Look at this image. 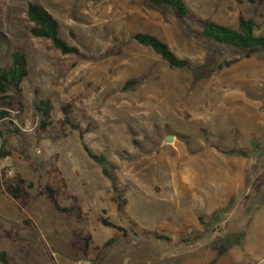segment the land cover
<instances>
[{"label":"rangeland","instance_id":"374dc122","mask_svg":"<svg viewBox=\"0 0 264 264\" xmlns=\"http://www.w3.org/2000/svg\"><path fill=\"white\" fill-rule=\"evenodd\" d=\"M30 3L53 16L79 56L64 57L30 35ZM185 3L197 18L231 29L244 18L264 30V4L256 0ZM200 30L170 10L128 0H0L1 67L20 52L29 69L24 112L13 115L21 134L4 135L11 156L0 161V251L14 264H264V54L246 58L203 40L194 33ZM136 34L157 37L207 72L170 69L133 40ZM227 62L236 63L217 70ZM130 81L139 84L123 93ZM37 101L53 107L46 132L33 115ZM65 105L73 122L91 131L83 143L115 167L123 211L79 132L61 124ZM55 157L66 184L58 204L79 206L84 219L58 213L40 196ZM18 177L33 185L23 207L5 192ZM232 200L223 222L200 224ZM101 217L126 233L104 227ZM76 235L92 238L86 256Z\"/></svg>","mask_w":264,"mask_h":264},{"label":"trees","instance_id":"16d2710c","mask_svg":"<svg viewBox=\"0 0 264 264\" xmlns=\"http://www.w3.org/2000/svg\"><path fill=\"white\" fill-rule=\"evenodd\" d=\"M131 2H139L155 9L170 10L174 16L181 22L186 20L194 21L201 26V30L194 32L203 40L221 45L230 49L240 51L245 54L246 58L255 55L264 54V30L263 26L258 25L252 20L240 18L237 29H231L225 26L218 25L209 20H203L195 17L187 7L185 0H128ZM260 4H264V0H256ZM254 2V0H251ZM27 18L32 25L30 35L35 39L50 41L53 48L62 56H79L78 48L70 46L61 38L59 23L53 16L45 10L41 5L30 3L27 7ZM133 40L140 46L151 50L172 70H190L193 73L204 74L207 72L205 67H194L187 60L178 58L170 47L155 36L148 34H136ZM236 62H227L220 65L217 70L222 71L230 68ZM29 77V69L27 58L23 53L15 52L12 55V63L10 67L4 69L0 64V161L11 156V152L6 148L4 135L7 133L13 136H19L21 129L13 118L14 114H23V83ZM137 81H130L125 84L122 92H128L131 88L137 86ZM63 120L61 124L70 127L72 131L79 132L80 140L86 155L97 164L102 172V175L111 183L113 193L116 195L118 211L121 212L125 208L127 202L123 199V193L119 187V180L116 174L115 167L110 160L103 154L93 152L87 145L83 143L84 138L91 131L89 127L83 130L80 124H75L72 120V108L70 105H65L61 108ZM53 107L50 101H37L33 104V115L39 120L38 129L41 132H46L52 126ZM257 148V146H256ZM226 156H237L241 158H249V154L244 151H220ZM53 163L50 166L47 182L40 193V196H46L53 204L55 210L60 214L69 216H77L78 219H84L85 215L79 206L71 209L61 208L58 204V198L64 193L66 184L63 174L57 165V158H53ZM27 188L32 190L33 185L26 187V182L20 177L16 182L8 185L5 188L7 195L16 202L20 207H23L26 200L28 201L29 193ZM74 202L77 199L73 197ZM235 200H232L228 206L222 210L216 211L210 218L209 223L204 222V218H200L199 222L203 227L213 226L221 223L225 217L233 210ZM105 215V213L103 212ZM99 222L106 228H112L121 233H126L124 228L109 222L108 219L101 217ZM209 232L198 234L195 241L201 240ZM238 242L244 238V234H239ZM91 236L81 237L75 236V246L80 249L84 256L87 255L91 244ZM114 240H110L105 244V248H109L114 244ZM0 264H14L12 259L5 252L0 251Z\"/></svg>","mask_w":264,"mask_h":264},{"label":"water","instance_id":"95a60500","mask_svg":"<svg viewBox=\"0 0 264 264\" xmlns=\"http://www.w3.org/2000/svg\"><path fill=\"white\" fill-rule=\"evenodd\" d=\"M173 141H174V137L171 136V137H169V138H167V139L165 140L164 144H165V145L172 144ZM80 264H89V263H86V262H80Z\"/></svg>","mask_w":264,"mask_h":264},{"label":"crops","instance_id":"0c3cea01","mask_svg":"<svg viewBox=\"0 0 264 264\" xmlns=\"http://www.w3.org/2000/svg\"><path fill=\"white\" fill-rule=\"evenodd\" d=\"M238 177H240V179H241L243 177V173L239 172ZM257 264H260V263H257Z\"/></svg>","mask_w":264,"mask_h":264}]
</instances>
